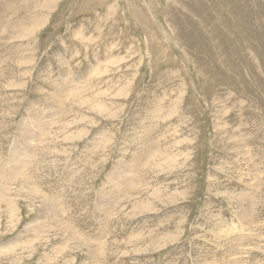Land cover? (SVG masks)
Returning a JSON list of instances; mask_svg holds the SVG:
<instances>
[{
	"label": "rangeland",
	"instance_id": "374dc122",
	"mask_svg": "<svg viewBox=\"0 0 264 264\" xmlns=\"http://www.w3.org/2000/svg\"><path fill=\"white\" fill-rule=\"evenodd\" d=\"M28 115L0 264H264V0H0V157Z\"/></svg>",
	"mask_w": 264,
	"mask_h": 264
},
{
	"label": "bare ground",
	"instance_id": "6f19581e",
	"mask_svg": "<svg viewBox=\"0 0 264 264\" xmlns=\"http://www.w3.org/2000/svg\"><path fill=\"white\" fill-rule=\"evenodd\" d=\"M104 1V0H103ZM26 33V32H25ZM17 39V38H16ZM20 45V44H19ZM31 73V72H30ZM64 77V76H63ZM62 77V78H63ZM46 78V77H45ZM66 79V78H65ZM64 79V80H65ZM86 79V78H85ZM62 80V79H61ZM72 81V80H71ZM71 81H69L68 83H62V84H64V88L66 89V90H69L70 89V86L72 85V82ZM54 85V84H53ZM62 87V86H61ZM67 87H69L68 89H67ZM53 88H54V86H53ZM58 88V87H57ZM55 89V88H54ZM61 92V91H60ZM65 94H66V92H64ZM48 95V94H47ZM55 96H56V94H54ZM60 95V94H59ZM58 95V96H59ZM54 97V96H53ZM57 98V97H56ZM53 99V98H52ZM58 99V98H57ZM67 99V98H66ZM16 100V99H15ZM34 103V102H33ZM61 105V104H60ZM48 107V106H47ZM44 111V110H43ZM160 111V110H159ZM159 113V112H158ZM158 113H156V114H158ZM43 114V113H42ZM155 114V115H156ZM61 115V114H60ZM33 116H35V115H33ZM33 116H30V115H28V116H26L25 118H23V122H22V125L21 126H23V124H24V129L22 128V130H21V132H22V134L20 135V136H22V137H24V140H25V143L26 142H28L26 145H24V144H20V145H17V144H15L14 146L15 147H13V149H10V152H9V154H8V156L7 157H0V175L2 176V177H4V176H6L8 173H13V171L15 172V174H16V178H17V176H21V175H23V174H29V173H31L32 171H34V165H33V163H36L37 162V160H38V157H37V155H38V148H36V146H34L36 143V138L37 137H39L40 136V134H41V129L40 128H36V131L34 132V123L36 124V125H38L39 126V124L41 123V121L40 120H42V119H39V121L35 118V117H33ZM39 117H40V114H39ZM52 117V116H51ZM156 117H158V116H156ZM155 117V118H156ZM47 118V117H46ZM50 118V117H49ZM45 119V118H44ZM49 120H51V119H49ZM28 122L29 123H32L31 124V126H33V127H30L27 131H26V126L28 125ZM46 122V121H45ZM42 124V123H41ZM40 124V125H41ZM44 124V123H43ZM47 124V123H46ZM63 125V124H62ZM29 126V125H28ZM27 126V127H28ZM43 126V125H42ZM47 126V125H46ZM19 127V126H18ZM19 128H21V127H19ZM18 130V129H17ZM20 131V130H19ZM43 131V130H42ZM102 134V133H101ZM18 135V134H17ZM140 136H141V134H140ZM100 138H101V136H100V134L99 135H97V137H95V139H92L91 141H90V144H91V151H90V147L89 148H86L85 150L86 151H88V149H89V152L91 153L92 151L93 152H95V150L97 149H93L94 148V146H96V145H99V140H100ZM141 138V137H140ZM139 138V139H140ZM59 139V138H58ZM22 140V139H21ZM39 140V139H38ZM141 140V139H140ZM16 141V140H15ZM95 141H96V143H95ZM22 142V141H21ZM35 143L33 146L31 145V143ZM102 142V141H101ZM72 145V144H71ZM87 146V145H86ZM41 148V147H40ZM42 149H43V147H42ZM35 150V151H34ZM42 151V150H41ZM153 151V150H152ZM161 153V152H160ZM160 153H157V154H159V156L161 155ZM156 154V155H157ZM41 156V155H40ZM42 157V156H41ZM134 159H136V157L134 158ZM18 161H22L20 164H16ZM165 162V161H164ZM4 163H11V164H14L15 165V168L13 169H11L10 167H6V166H4ZM86 163V162H85ZM166 163H167V161H166ZM169 164V163H168ZM167 164V165H168ZM37 165V164H36ZM37 166H39V165H37ZM36 168V167H35ZM125 170L124 168H121L120 169V172L117 170V169H113V171L116 173L117 171H118V173H117V175L116 176H119V178L117 179V182L118 181H120L121 179H123L125 176H126V171H124V173H123V171ZM119 174V175H118ZM26 175H23V176H26ZM32 175V174H31ZM127 175H129V174H127ZM113 176V175H112ZM115 176V177H116ZM114 177V176H113ZM15 178V179H16ZM14 179V180H15ZM30 179V177H28V179H26V180H29ZM115 179V178H114ZM26 180H24V184L27 186V188L28 189H30L31 190V188H32V186H30L27 182H26ZM108 180V179H107ZM108 182V181H107ZM129 185H131V187L129 186ZM128 185V187H127V189L126 190H124L123 191V189H122V186H123V184H122V180L117 184V185H115L114 186V188H112V190H111V192H109L108 193V195H107V198L105 197V195L107 194V192L106 191H104L103 190V193L101 194V196H100V198L101 199H103V204H101V210H103V212L105 213V214H107V213H110V212H112V211H114V209H115V206L114 207H111L110 205H111V202L110 201H108V200H114V198H113V192H115V191H123V192H125L126 194H129L132 190H133V187L134 186H136V185H132V184H129ZM71 186V185H70ZM2 187V186H1ZM25 188V187H24ZM25 190V189H24ZM26 191V190H25ZM34 191V190H33ZM27 194H28V192H26ZM36 194V193H35ZM0 195H1V192H0ZM39 195V194H38ZM41 195V194H40ZM115 195H118V194H115ZM180 195V194H179ZM1 197H4V200H3V205L4 206H6V208L8 209V212H9V216L10 215H12V212H14V214H16V212H17V210H16V212H15V210H14V208H13V211H12V208H11V206H13L14 205V203L10 200V198H6L7 196L5 195V193L4 194H2L1 195ZM0 197V198H1ZM242 198V197H241ZM50 199H52V198H50V197H46V198H43V201H44V203H49V207H48V210H47V216H50V215H52L51 216V218L52 219H49L50 221L52 220L54 223V226H52L53 228H55V229H57L58 231H62L61 230V226L60 225H65L64 223H60V219H55L54 218V215H58L59 214V211L61 212L60 213V217L61 216H64V211H62V201L60 200V201H58V199H55V201L54 200H50ZM65 199V198H64ZM165 199V198H164ZM168 199H169V197H168ZM167 199V200H168ZM172 199V198H171ZM30 200V199H29ZM104 200H107V201H104ZM116 201V200H115ZM118 201V200H117ZM172 201V200H171ZM119 202V201H118ZM165 202V201H164ZM175 202V201H174ZM117 203V202H116ZM115 203V204H116ZM167 203V202H166ZM11 204V205H10ZM33 204H34V202H33ZM26 205H28V204H26ZM29 206V205H28ZM34 206V205H33ZM175 206V205H174ZM16 207V206H15ZM44 204H42V205H40V209H39V211L41 210V212L43 211L44 212ZM172 207V206H171ZM39 208V207H38ZM43 208V209H42ZM31 209V208H30ZM166 209V208H165ZM64 210V209H63ZM46 213V212H45ZM107 216V215H106ZM11 219H13V217L11 218ZM181 219V218H180ZM161 222H163V221H161ZM218 222V221H217ZM180 223V222H179ZM48 224V223H47ZM101 224V223H100ZM103 225V224H102ZM174 225V224H173ZM43 226V225H42ZM46 226V225H45ZM99 226V225H98ZM227 226V225H226ZM66 227V226H65ZM215 227V226H214ZM213 227V228H214ZM173 228V227H172ZM206 228V227H205ZM43 229L45 230V228L43 227ZM48 228H46V230H47ZM49 230H50V228H49ZM188 230V229H187ZM229 230V229H228ZM235 230V229H234ZM237 230H239V229H237ZM33 231V230H32ZM41 231V230H40ZM73 231V230H72ZM106 231V230H105ZM169 231V230H168ZM244 231V230H243ZM71 232V231H70ZM101 232V231H100ZM68 234V233H67ZM75 234V233H74ZM113 234V233H112ZM29 235V234H28ZM168 235V234H167ZM235 235V234H234ZM38 236V235H37ZM136 236H138V235H136ZM33 237V236H32ZM71 237V236H70ZM76 237V236H75ZM78 237V236H77ZM110 237V236H109ZM113 237V236H112ZM168 237V236H167ZM171 237V236H170ZM138 238V237H137ZM136 238V239H137ZM72 239V238H71ZM76 239V238H75ZM74 239V240H75ZM78 239H80V238H78ZM96 239H97V237H96ZM167 239V238H166ZM131 240V239H130ZM158 240V239H157ZM161 240V239H160ZM132 241V240H131ZM131 241H130V243H131ZM137 241L138 240H136V244H137ZM24 242H26V241H24ZM115 242V241H114ZM29 243V242H28ZM44 243V242H43ZM129 242H128V244H130ZM140 243V242H139ZM138 243V244H139ZM88 244V243H87ZM102 244V243H101ZM113 244V243H112ZM79 245V244H78ZM81 245H82V243H81ZM85 245V244H84ZM89 245V244H88ZM102 245H104V244H102ZM134 245V244H133ZM25 246H27V245H25ZM93 246V245H92ZM109 246V245H108ZM115 246V245H114ZM3 247H5L4 249H3V251H1V249H0V252H3V253H5V255L6 254H9L10 252H13V247H10V244H8V245H5V246H3ZM62 247V246H61ZM78 247V246H77ZM98 247V246H97ZM134 247V246H133ZM140 248H142L143 247V245L142 246H139ZM156 247H157V245H156ZM22 248V247H21ZM105 248V247H104ZM116 248H118V247H116ZM32 249V248H31ZM90 249V248H89ZM93 249H95V248H93ZM154 249V248H153ZM30 250V249H29ZM162 250V249H161ZM109 251V250H108ZM145 251V250H144ZM30 252V251H29ZM83 252V251H82ZM96 252V251H95ZM97 252L99 253V249H97ZM247 252V251H246ZM89 254H91V253H93L94 254V251H89L88 252ZM100 253H103V252H101L100 251ZM239 253V252H238ZM27 254H30V253H27ZM46 254V253H45ZM88 255V254H87ZM92 255V254H91ZM138 255V254H137ZM90 256V255H89ZM111 257V256H110ZM86 259V258H85ZM108 261V260H107ZM94 264V263H93ZM98 264V263H97Z\"/></svg>",
	"mask_w": 264,
	"mask_h": 264
}]
</instances>
